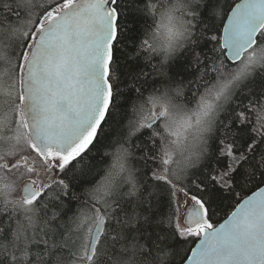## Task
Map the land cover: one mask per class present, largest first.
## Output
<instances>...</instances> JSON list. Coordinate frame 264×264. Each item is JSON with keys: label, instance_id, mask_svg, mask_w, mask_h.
I'll use <instances>...</instances> for the list:
<instances>
[{"label": "snow or ice", "instance_id": "obj_1", "mask_svg": "<svg viewBox=\"0 0 264 264\" xmlns=\"http://www.w3.org/2000/svg\"><path fill=\"white\" fill-rule=\"evenodd\" d=\"M0 264H264V0H0Z\"/></svg>", "mask_w": 264, "mask_h": 264}, {"label": "trees", "instance_id": "obj_2", "mask_svg": "<svg viewBox=\"0 0 264 264\" xmlns=\"http://www.w3.org/2000/svg\"><path fill=\"white\" fill-rule=\"evenodd\" d=\"M132 15H134V14H130V16H132ZM157 19H158V17H157ZM149 23H151V20L149 21ZM141 39H143L142 35H141ZM253 119H255V116H253ZM131 166H136V162L134 160L131 161ZM219 215L222 216L223 212L219 213Z\"/></svg>", "mask_w": 264, "mask_h": 264}]
</instances>
